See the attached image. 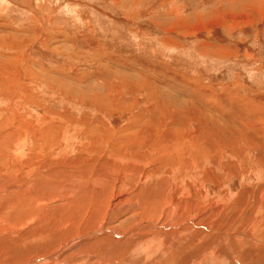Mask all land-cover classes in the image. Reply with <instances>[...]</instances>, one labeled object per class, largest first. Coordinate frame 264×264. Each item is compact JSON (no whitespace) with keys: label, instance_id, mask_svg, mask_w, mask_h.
I'll list each match as a JSON object with an SVG mask.
<instances>
[{"label":"rangeland","instance_id":"374dc122","mask_svg":"<svg viewBox=\"0 0 264 264\" xmlns=\"http://www.w3.org/2000/svg\"><path fill=\"white\" fill-rule=\"evenodd\" d=\"M18 146L87 175L69 208L63 171L0 180L67 225L58 252L0 264H264V0H0V168Z\"/></svg>","mask_w":264,"mask_h":264},{"label":"bare ground","instance_id":"6f19581e","mask_svg":"<svg viewBox=\"0 0 264 264\" xmlns=\"http://www.w3.org/2000/svg\"><path fill=\"white\" fill-rule=\"evenodd\" d=\"M18 127L19 126H17V128ZM26 133L27 132H23L24 135L22 133L19 134L18 137H19L20 140H19V143L18 144H22V140L25 139V134ZM42 145H43V143H42ZM67 146H64V148H66ZM41 147L42 146H40V148ZM23 148H25V146ZM21 149H22V147L18 146L15 150H13L12 154L10 153L12 155V157H10V158H14L13 159L15 161L14 164H17L18 161H20L18 163V166H17L19 173L14 174L13 173L14 171H12V170H11L12 172H10V171H7L6 168L5 169L0 168V180L3 179L5 181L8 178L7 179L8 181H9V179H11L12 181H14L13 184H15V186H18V183L21 181V178H20L21 177V174H24L26 172L25 168L26 167H30V166H41V170L40 169L39 170L38 169H34V168H32V170H28L29 173H33V174L36 173L35 176L36 177H39L37 184L35 183L36 184L35 187H32V185H31L32 188L31 187H27V188H31L34 191H38L39 192V190H40V192H43L42 189H39V185H41V183L44 184L45 177L50 176V172H52V171H55V172L63 171V172H65V174L64 173L63 174L61 173L63 176L61 175L62 176L60 178L61 181L59 182L58 186L66 184V181H63V180H66V176L69 177V178L70 177L73 178V179L70 178L68 180L69 185L71 183L74 184L75 182L76 183H79V181H77V180H81V181L86 180V177L84 179H81L80 178V177L86 176L87 175L86 172L85 173H82V171L78 170V171H76V173H74L73 171H75V166L73 165V163L71 161L65 159V157L63 155L61 157V155H57L56 154L57 152L58 153L60 152V154H61V151H59L57 149V147H55L54 149L55 150L57 149L58 151H55V150H54V152L51 151L53 154L50 153L48 156H40L41 157L40 160L30 159L29 156L28 157L25 156V157L28 158V159L25 158L27 160H24V159L23 160H18L17 159L18 156H21L20 155L21 154ZM35 150L37 151V149H35ZM24 152H23V154H24ZM38 152H39V150H38ZM38 152H37V154H38ZM25 154H26V152H25ZM15 158H16L17 161L15 160ZM22 158H23V156H22ZM51 159L55 161L56 165L59 167V170L56 169L57 167H54V168L52 166L49 167V165L52 164L51 163ZM0 160H1V158H0ZM2 161H4V160H2ZM7 162H8V160H7ZM72 165H73V167H72ZM93 165H95V164H93ZM54 166H55V164H54ZM5 167H7V166H5ZM97 168H98L97 166H94V167H92V170L90 171L95 176V183H90V185H88V184L83 185V183H81V185L84 186V187L81 188L82 190L83 189H86V186L89 187V190H91V188H90L91 185L94 186V184H95L96 187H97V184L98 183H101L99 181L100 180V175L98 174V169ZM82 169H85V168H82ZM85 170H87V169H85ZM33 174H32V176H33ZM28 176H26V177H28ZM35 176H34V178H35ZM55 176H58V175H55ZM146 177L148 178V176H142L143 180H145ZM23 179H22V181H23ZM49 181H50V179H49ZM1 182H3V181H1ZM10 183H12V182L10 181ZM62 183H64V184H62ZM2 186H4V185H2ZM58 186H57V188H58ZM74 188H75L74 186L70 185V190H68V193L65 192L66 191L65 190V191H62L64 196L57 195V196L63 197V199H64V203L62 204V206L63 205H65V206L66 205H69L68 206V208H69L73 202H74L73 205H76L77 203H79V199L77 200V199L71 198L73 196V195H71V193H72V191H73ZM9 190H11V189H9ZM10 194H11V192H7V195H10ZM17 194L19 195V194H22V193L18 192ZM89 194H91V196H89ZM89 194H87L88 195V198H93V193L91 191H90ZM10 197L8 198V200L0 201V215H1L0 216V259L4 258L5 256L17 257L18 254H27V255H29V258L31 257V255L36 256V257H39L41 255L49 254V252H51V251H53L55 249H56L55 251L58 252L61 249L58 246H60V245H63L64 246L65 245L64 244L65 241H63L61 238H59V236H58V239H60V240L59 241L55 240L56 235L59 234V229H57L55 227H58V228L60 227V231H63L62 229L63 228L66 229V227H67L66 224H63V222L66 219L59 220V222L57 221V218L56 217L59 216V215H55L57 213L55 211V207L56 206L54 207V206L51 205L52 204L51 202H53L54 200H57L58 197L55 198V199L53 198V200H50L49 199V201H48V199L45 200V199L39 197L35 201V205L36 206L35 207H33V206L30 207V210L31 211H28V212H22L23 201H20V203L22 205L18 201H16L18 203L17 204V203L12 202V200H11ZM82 199L83 200H86L87 198H82ZM10 203H12V204L10 205ZM179 205H180V203H175V206H176L175 208H178L177 206H179ZM77 206L78 205H76V207ZM175 208L172 211H174ZM69 210H70V214H71L69 220H71L75 216V214H74V210H72L71 208ZM55 224H58V226H55ZM61 233H63V232H61ZM179 233L180 234L175 235V238H174L177 241V243H179V242H181V240H183V238L181 236H183V234L186 233V230L185 229H180L179 230ZM152 236H153V238H155V240L157 239V244L154 245V243L150 242V240H149V242L147 241L144 244L143 247L147 251L150 250V251L154 252L155 250H157L159 248V246L163 245L162 243H163L164 240H163L162 237H160V235H152ZM124 239H125L124 240L125 242H127L128 240H133L130 237H126ZM121 242H123V241H121ZM150 244H151V247H149ZM113 246L116 247L117 245H113ZM29 247L32 248V251L34 250V253L29 254V250H27ZM66 247H67V245H66ZM152 252H150V255L152 254ZM54 254L55 253H50V255L47 256L49 258L53 257V260H51L50 263H49V259H47V258L46 259H43L44 256H42L39 260H37L35 262H32V261L29 260V261H26L25 264H35L36 262H39V261H44V263H48V264H60L61 262L59 261L58 258L55 257ZM113 254L114 255H109L112 260L115 259V255H116L115 254V250L113 251ZM103 255H105V257H103ZM103 255H102V253L100 251H97V252H95V253L92 254V256L95 258L96 261H98V259H99V264H105L107 262V260H108V257H106L108 255L106 253H103ZM104 258H107V259H104ZM66 263L67 262H65V264Z\"/></svg>","mask_w":264,"mask_h":264}]
</instances>
